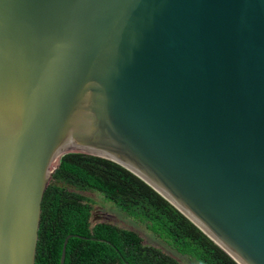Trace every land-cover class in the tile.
I'll list each match as a JSON object with an SVG mask.
<instances>
[{"label": "water", "instance_id": "1", "mask_svg": "<svg viewBox=\"0 0 264 264\" xmlns=\"http://www.w3.org/2000/svg\"><path fill=\"white\" fill-rule=\"evenodd\" d=\"M68 152L264 264V0H0V264H35Z\"/></svg>", "mask_w": 264, "mask_h": 264}, {"label": "trees", "instance_id": "2", "mask_svg": "<svg viewBox=\"0 0 264 264\" xmlns=\"http://www.w3.org/2000/svg\"><path fill=\"white\" fill-rule=\"evenodd\" d=\"M41 201L35 264H59L66 235L64 264H181L160 248L143 243L135 231L111 222L91 223L98 191L123 212L196 264H238L194 223L139 177L94 155L68 152L59 158Z\"/></svg>", "mask_w": 264, "mask_h": 264}, {"label": "rangeland", "instance_id": "3", "mask_svg": "<svg viewBox=\"0 0 264 264\" xmlns=\"http://www.w3.org/2000/svg\"><path fill=\"white\" fill-rule=\"evenodd\" d=\"M82 193L92 200L91 223L106 221L133 230L142 237L144 244L160 248L163 252L175 257L181 264H196L194 260L178 253L164 240L157 237L144 223L133 219L114 203L105 199L100 192L88 190Z\"/></svg>", "mask_w": 264, "mask_h": 264}]
</instances>
